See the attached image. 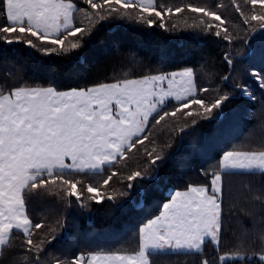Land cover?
Listing matches in <instances>:
<instances>
[{"label":"snow or ice","instance_id":"obj_1","mask_svg":"<svg viewBox=\"0 0 264 264\" xmlns=\"http://www.w3.org/2000/svg\"><path fill=\"white\" fill-rule=\"evenodd\" d=\"M178 29L215 57L166 70ZM101 56L112 74L88 79ZM258 99L245 131L237 102ZM97 218L136 247L98 249ZM173 255L264 264V0H0V264Z\"/></svg>","mask_w":264,"mask_h":264},{"label":"trees","instance_id":"obj_2","mask_svg":"<svg viewBox=\"0 0 264 264\" xmlns=\"http://www.w3.org/2000/svg\"><path fill=\"white\" fill-rule=\"evenodd\" d=\"M226 6H230L231 0H220ZM132 39H137L136 34H130ZM186 30L178 29L176 33L172 34L168 43V53L171 63L166 67V70H176L183 60L195 61L199 56H207L209 59L215 57V45L205 42L203 40L186 39ZM142 43V47L139 49V57L145 61V64H149L154 68L160 67V48L152 42H149L148 37H139ZM219 65V61H216ZM113 62L110 57H98L91 64L89 69H86L88 79H103L104 76H110L112 74ZM118 70V69H117ZM217 71H223L221 67H217ZM259 93L257 96L259 97ZM251 102H237V114L240 120V127L247 131L253 128L257 123L256 118L252 113L256 112L260 107V100L255 104V107L250 106ZM259 129H257V132ZM243 135V133H242ZM193 182H201L199 177L192 173L190 176ZM147 207L143 210L136 208L131 211V215H139L142 211L148 212L152 210L151 200L147 202ZM83 231L92 232L96 235L95 245L98 249L106 251H131L136 247V240L130 234H124L116 225H110L104 220L97 218L91 226L87 221H80ZM112 228L118 234L115 236L105 235V232ZM225 249H230L232 241L229 238H225L223 241ZM243 251V249H241ZM156 264H198V257L193 255H173L167 257H156ZM229 264H256V258H245L241 260L235 258L229 261Z\"/></svg>","mask_w":264,"mask_h":264}]
</instances>
